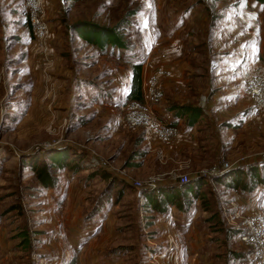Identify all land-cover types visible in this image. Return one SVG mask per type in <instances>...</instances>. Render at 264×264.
Masks as SVG:
<instances>
[{"label":"rangeland","instance_id":"374dc122","mask_svg":"<svg viewBox=\"0 0 264 264\" xmlns=\"http://www.w3.org/2000/svg\"><path fill=\"white\" fill-rule=\"evenodd\" d=\"M151 7L157 8L161 30L177 34L188 52L207 43L208 28L235 41L246 22L249 68L256 48L264 60L263 0H45L50 33L44 42L34 38L23 0H0V264H40L39 255L53 248L67 262L79 254L81 264H153L143 249L152 240L161 244L162 235L151 236L156 220L148 198L164 185H191L181 196L183 213L201 216L217 237L230 231L223 206L247 205L254 196L257 205L251 208L264 214V182L257 183L264 179V106L257 108L249 96L230 106L224 101L223 107L235 113L249 106V119L235 114L227 131L200 120L197 134L178 149L122 122L132 63L145 64L142 32ZM81 21L119 24L126 46L100 48L80 35ZM244 86L242 80L239 92ZM55 155L68 156V165L48 164L53 184L47 186L30 166ZM256 167L261 177L254 179L250 172ZM241 177L238 186L230 184ZM195 187L208 210L192 196ZM171 228L184 236L185 261L191 264L197 232L186 225ZM104 247L117 258L104 260Z\"/></svg>","mask_w":264,"mask_h":264},{"label":"crops","instance_id":"0c3cea01","mask_svg":"<svg viewBox=\"0 0 264 264\" xmlns=\"http://www.w3.org/2000/svg\"><path fill=\"white\" fill-rule=\"evenodd\" d=\"M156 12L157 8H150L148 23H146L145 30L142 32L144 42L143 63H145L142 64V70L143 68H145V71L148 69L149 73L156 64H160L165 68L160 86L161 95L151 106L156 117L166 123L177 125L180 129L177 135L166 141L167 143L170 141L167 147L178 149L186 146L187 137H191L193 131L197 134L196 127L200 120L206 119L210 125L223 127L222 130L227 131L234 124L235 114H241L249 119L247 118L249 106L242 110H236L235 113L228 111L226 108L223 109L225 106L224 101L227 102L228 106L232 102L238 103L240 99L246 101L249 98L248 95L243 89L240 92L238 90L242 80H245L249 74L255 71L264 70V60H261L258 56L260 55L263 58L262 54H258V52L261 53L259 47L253 52L257 57L253 63V68H249L247 59L250 44H247L249 38L247 33L248 23L245 22V29H243L244 26L240 29V38L235 41L233 37L229 36L226 37L228 40L224 35L217 37L213 28H208V33L205 35L207 43L205 44V41L204 43L201 41L196 43L195 47L198 50L196 53L185 50L184 44L177 34H166L161 30L162 26H159ZM226 28L232 31L229 26ZM231 40L234 42L231 43ZM253 46L255 47L254 44ZM201 97L204 98L202 103L200 101ZM195 107L198 109H195ZM189 113H194L192 122H188ZM207 123H205V128H207ZM194 138L196 139L197 136L194 135ZM179 152L177 150V153ZM168 158H170V161H175L173 157L167 156L166 159ZM176 160L179 163L183 159L178 157ZM249 200L250 203L247 205L234 203L230 206H223V209H228L227 212H224L225 221L231 230L232 228L238 229L245 216L256 210V208H251V206L257 205L254 204L255 197L251 196ZM151 208L154 211L152 214L154 217L151 218L152 223L156 220V226L151 230L154 235L151 236L162 235L161 244L152 240V244L143 249L145 253L151 252L150 257L154 259L151 260L153 264H186L184 236L181 232H176L174 228H171L175 224L182 230H185L186 225L197 232L193 233L194 242L191 241V264H221L225 259L228 260L229 264H249V262L239 259V249H236L233 254L226 251V245L228 243L232 245V239L224 244L221 237L209 233L204 227L201 216H197L200 220L199 223L197 218H192L193 214L187 218L183 213V209L175 204L166 205L162 211L155 209L152 205L148 209ZM173 209L177 213L175 219H171L170 214L168 215V211L172 210L173 212ZM217 242H220L219 246ZM48 243L51 242L48 241ZM101 243L103 244V242ZM105 247L104 252L102 251L104 260L113 261V256L117 258L115 253L106 251L108 249H105ZM39 258L41 259L40 264H52L57 259V250L53 248L49 252H44L43 255L40 254ZM79 260L78 254L76 264H81ZM114 261L117 262V260ZM110 264H113V262ZM116 264L121 263L118 261Z\"/></svg>","mask_w":264,"mask_h":264},{"label":"built area","instance_id":"2783aa9c","mask_svg":"<svg viewBox=\"0 0 264 264\" xmlns=\"http://www.w3.org/2000/svg\"><path fill=\"white\" fill-rule=\"evenodd\" d=\"M44 1L23 0L34 38L40 42H44L50 33L48 22L44 17ZM164 73L165 68L160 64H156L149 73L146 69L142 75V99H128L124 104L121 120L130 127L142 126L148 133L153 134L157 141L165 142L177 135L180 129L177 125L166 123L156 117L152 110L151 104L161 95L160 86ZM244 91L257 108L264 106V70L255 71L246 77ZM186 177V175L183 176V178ZM241 226L245 228V231L239 233V238L245 245L253 248L254 264H264L263 212L253 210L248 213ZM8 264L18 263L13 261ZM52 264H68V262L57 258Z\"/></svg>","mask_w":264,"mask_h":264},{"label":"trees","instance_id":"16d2710c","mask_svg":"<svg viewBox=\"0 0 264 264\" xmlns=\"http://www.w3.org/2000/svg\"><path fill=\"white\" fill-rule=\"evenodd\" d=\"M264 1V0H263ZM29 19V18H28ZM76 29L80 33V35L84 38L89 39L92 43H95L98 45L100 48L106 47L107 44H114L118 46H126L125 45V40H123V35L120 32L119 29V24L114 25V26H106L103 24H98L95 22H78ZM142 62H135L132 63V76H131V81H130V89L128 92V98L132 99H142ZM183 107V106H180ZM195 109H198L195 107ZM194 113H189L188 115V122H192L193 120ZM69 157L66 156L64 158H61L59 155H55L51 158V161L48 163H43L40 166H35L31 165L30 167L35 170L36 175L38 178L47 186H50L53 184V178L48 174V164H51L52 166L56 165H62V163H67L68 165ZM262 163V162H261ZM264 165V162L262 163ZM76 166V164L74 165ZM73 166V167H74ZM235 170V169H234ZM233 171V175H236L238 171ZM257 167L251 169L250 175L251 177L255 178H260L261 176L257 177L259 174L257 173ZM242 177L239 178L238 182H233L231 181L230 184L233 186H238L240 183ZM262 183L264 182V179H259L257 183ZM189 183V182H188ZM237 183V184H236ZM242 188H245V184H243ZM181 189H178V187H169V186H162L160 187L156 193L159 194H153L149 196L148 198V206H153L157 210H164L166 205L168 204H175L178 205V207H181L182 209L185 208L186 205H183L184 199H181V196L185 198L186 193L190 191L191 185L189 187L184 186L181 184ZM185 187V188H184ZM192 190V188H191ZM192 196L196 197V199H200L202 204H204V209L208 210L207 204L205 205L204 201V195L201 194V192L198 191V188H193L192 190ZM180 199V200H179ZM186 202H190V198L186 199ZM206 220H208L205 217ZM208 225H210V222H207ZM221 230V228H219ZM245 228L244 227H239L238 229L235 228H230L229 230H226V235L224 237H221V241L225 244L228 243L230 239H232V245L226 247V251H229L230 253H235L236 249H239L240 255L239 259L241 261H247L250 262L252 261V252L253 248L249 245H245L239 238V233L244 232ZM237 239V240H236ZM234 241L236 243H234ZM68 264H76V258L71 257L68 261ZM221 264H229L228 260L225 259L221 262Z\"/></svg>","mask_w":264,"mask_h":264}]
</instances>
